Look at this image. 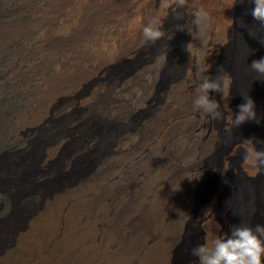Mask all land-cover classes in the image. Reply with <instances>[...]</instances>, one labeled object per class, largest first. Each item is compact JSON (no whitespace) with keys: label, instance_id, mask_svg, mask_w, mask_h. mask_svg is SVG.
<instances>
[{"label":"bare ground","instance_id":"6f19581e","mask_svg":"<svg viewBox=\"0 0 264 264\" xmlns=\"http://www.w3.org/2000/svg\"><path fill=\"white\" fill-rule=\"evenodd\" d=\"M130 1L77 0L85 12L79 29L75 27L70 33L76 37L95 17L117 16V26L122 20L136 17L133 25L122 30L118 48L121 56L130 55L137 60L129 69L119 72L111 70L107 62L98 66L90 81L92 112L88 109L84 116L98 124L82 130L78 142L61 156L58 165L64 163L61 170L68 171L78 154L94 149V155L79 173L68 175L65 185L63 182L55 189L45 187L46 196L24 198L17 203L7 235L0 239L3 243L0 248L6 245V238L14 241L7 254L0 257L1 264L14 261L19 264H174L176 249L184 238L196 178L201 173L204 153L201 144L205 142L209 147L212 143L211 134L203 127L201 113L193 110V101L200 94L197 69L212 67L222 54V46L234 44L240 32L235 10L238 1L228 8L233 0H187L185 22H178L181 29L185 28L187 44L190 43L191 56L185 50V58L181 49L167 52L160 40L147 50L149 42L143 40L142 27L149 21L157 22L153 0H138L133 10ZM194 4L211 16L212 24L206 28L209 42L204 63L195 54L198 38L193 40L189 34L198 35L192 24ZM107 16L104 18L108 22ZM240 54L241 49L235 57ZM225 73L232 82L235 80L232 69ZM135 85L139 87L137 90ZM139 97L151 108L131 133L135 120L125 124L117 118L130 117L139 109L136 105ZM232 98L229 95L222 100L223 104L228 107ZM58 135L59 131L55 138ZM239 140L247 145V152L252 143L257 149L252 136L242 135ZM153 166L155 178L150 175ZM139 178H144L140 187L135 186ZM224 185L220 181L207 201L200 213L201 222L211 224L209 204L222 196ZM33 186L28 190H34ZM15 189L22 191L23 187ZM258 195L256 187L242 193L240 225L250 224L254 206L249 202L257 200ZM232 203L229 197L223 201L227 222ZM107 217L111 220L110 237ZM259 224L264 226V221ZM212 229L216 238L217 225ZM185 262L192 264V256L188 255Z\"/></svg>","mask_w":264,"mask_h":264},{"label":"rangeland","instance_id":"374dc122","mask_svg":"<svg viewBox=\"0 0 264 264\" xmlns=\"http://www.w3.org/2000/svg\"><path fill=\"white\" fill-rule=\"evenodd\" d=\"M237 1L235 10L240 32L233 45L222 46V54L211 70L205 73L217 80L232 69L235 80L230 95L233 98L226 107L221 93L209 91V98L220 104L219 110L224 120L217 122L207 119L202 122L206 132L211 134L212 143L209 147L205 142L201 144L204 152L201 173L196 178L195 195L189 208L184 238L174 255V264H187L185 259L191 255L193 247L202 244L210 246L215 239L213 226L220 225L218 235H230L231 227L240 225L241 199L245 190L253 187L259 190L257 200L249 202L254 206L249 225L254 227L264 221V170L253 174L255 168L243 161L247 145L239 140L242 135H250L257 150L264 149V143H257L264 141V81L256 80L257 73L250 68L253 60L264 58V47L259 42L264 39V29L250 14L254 7L251 0ZM153 3L156 24L162 21L165 32L159 40L167 52L181 49L184 57L187 34L185 28L180 30L178 22H185L187 5L179 10L182 18L177 19L174 6L171 9L165 6L168 0H153ZM137 4L138 0H131L130 9H135ZM84 12L77 0H0V239L7 235L12 210L21 199H40L45 194V187L55 189L61 187L63 182L65 185L68 177L79 173L94 155V149L78 154L73 162L75 164L68 171L61 170L64 163L58 165L61 156L78 142L82 130L98 124L94 119L88 121L84 117L88 109L92 112L90 81L96 75L98 66L107 62L105 64L111 70L119 72L136 63L137 57L121 56L118 48L122 30L133 25L136 17L135 20L132 16L122 20L120 26L116 25L119 20L117 16L110 19L104 15L108 17V22L104 16L95 17L76 37L70 33L75 27L79 29ZM230 32L233 33V28ZM197 38L196 58L204 63L209 42L206 28L198 32ZM202 41L206 43L201 44ZM157 43L158 40L149 42L147 50L153 49ZM240 49V56L235 57ZM134 88L137 90L139 87L135 85ZM243 96H250L255 102L256 118L260 122L248 121L226 131V126L231 127L227 123L228 109L231 110L230 118L232 115L235 118L237 106L244 102ZM140 97L136 100L139 109L134 110L130 117L117 118L125 124L135 120L131 133L141 125L144 113L151 108L147 103H142L144 101ZM112 120L116 121L114 118ZM58 131L60 135L55 138ZM143 163L142 160L139 164L141 168ZM151 172L153 174L150 175H155V178L154 166ZM143 174L146 175L145 172ZM144 178H139L135 186L140 187ZM220 181L225 183L222 196L209 204L212 222H201L202 210ZM32 185L34 190H28ZM20 187H23L22 191L15 189ZM228 197L233 202L229 222L223 214V201ZM111 230V220L107 217L109 237ZM6 240V245L0 248V257L7 254V248L14 243L12 239ZM2 245L1 241L0 247ZM192 261V264H199L197 257L192 256ZM9 264L19 263L14 261Z\"/></svg>","mask_w":264,"mask_h":264},{"label":"clouds","instance_id":"9594fccd","mask_svg":"<svg viewBox=\"0 0 264 264\" xmlns=\"http://www.w3.org/2000/svg\"><path fill=\"white\" fill-rule=\"evenodd\" d=\"M237 0H233L228 8L234 7ZM254 7L251 9V16L253 20L264 29V0H251ZM187 5V0H168L165 5L167 8H175V18H182L179 10ZM192 24L195 26L197 32H203L209 26L211 20L210 14L201 6L194 4L191 11ZM183 30V29H180ZM165 32L162 30V21L159 24L149 21L148 24L142 27V37L144 42L155 43L157 40L164 36ZM193 40L197 37L189 32ZM172 39V36L170 37ZM264 46V40H259ZM202 41V44H205ZM189 44L186 45V51L191 56L189 51ZM166 59V57H165ZM200 69L201 83L198 86L200 93L193 101V110L200 112L203 120H215L217 122L224 120L223 113L219 110L220 104L215 100L209 98V91L221 93V99H228L230 95L232 78L229 74L225 73L217 80H213L211 76L204 75L210 69ZM250 68L257 73V79L264 81V58L253 60ZM244 102L239 104L238 112L235 118L232 117L228 120L231 127H225L226 131H231L248 121L257 120V113L255 111V102L250 96L244 97ZM230 110V109H229ZM231 111V110H230ZM252 142L251 139H249ZM257 143H264V141H257ZM244 163L255 168V173H261L264 170V149L257 150L252 143L246 155L243 157ZM222 174V173H221ZM223 175V174H222ZM220 225L217 224V229ZM191 255L198 258L199 264H262V257H264V226L256 224L254 227L250 225H236L232 226L230 235H218L211 241L210 246L205 244L197 245L191 249Z\"/></svg>","mask_w":264,"mask_h":264}]
</instances>
